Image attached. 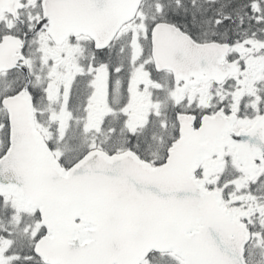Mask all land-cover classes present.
<instances>
[{"label": "snow or ice", "instance_id": "obj_1", "mask_svg": "<svg viewBox=\"0 0 264 264\" xmlns=\"http://www.w3.org/2000/svg\"><path fill=\"white\" fill-rule=\"evenodd\" d=\"M0 264H264V0H0Z\"/></svg>", "mask_w": 264, "mask_h": 264}]
</instances>
